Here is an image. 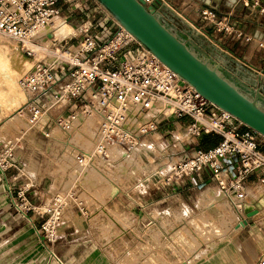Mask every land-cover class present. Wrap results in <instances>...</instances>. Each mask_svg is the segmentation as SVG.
I'll return each mask as SVG.
<instances>
[{"label":"built area","instance_id":"2783aa9c","mask_svg":"<svg viewBox=\"0 0 264 264\" xmlns=\"http://www.w3.org/2000/svg\"><path fill=\"white\" fill-rule=\"evenodd\" d=\"M92 1L94 10L87 13L81 0H0V35L14 40L27 57L40 52L46 56L19 81L25 95L22 112L28 114L31 129L45 139H53L52 132L57 129L69 140L78 121L96 119L98 133L93 150H78L70 140L64 142L78 163L89 166L97 161L107 164L112 146L120 147L122 155H126L142 147L144 141L149 143L150 151L172 135L171 145L160 146L163 148L159 152L165 153L171 167L158 180V187L175 188L208 173L222 199L243 218V206L252 204L248 199L251 186L257 183L264 193V137L205 100ZM154 2L145 0V5L152 6ZM62 6L73 13L80 11L85 22L80 26L71 24V18L62 15ZM260 13L264 15V9ZM57 16L64 17L80 31V36L56 39L46 28ZM199 19L216 31L222 24L209 7L200 9ZM198 30L203 33L200 27ZM49 33L51 39L47 37ZM73 39L81 41L71 46ZM47 41L49 46L45 45ZM79 101L84 104L69 113ZM164 126L174 128L180 138L169 131L161 134ZM209 135L221 141L204 150L201 142ZM1 157H5L4 161L0 159L2 171L15 168L10 147L4 148ZM5 180L8 183L6 176ZM28 191L19 189L17 193L22 205L29 204L25 196ZM13 202L16 205L14 199ZM54 205L60 210L65 202L57 199ZM46 212L53 216L51 224L42 226L41 233L52 231L60 214L53 209ZM49 251L51 258L62 264ZM255 264H264V253Z\"/></svg>","mask_w":264,"mask_h":264},{"label":"rangeland","instance_id":"374dc122","mask_svg":"<svg viewBox=\"0 0 264 264\" xmlns=\"http://www.w3.org/2000/svg\"><path fill=\"white\" fill-rule=\"evenodd\" d=\"M166 20L168 19L166 18ZM71 33L77 34L78 36L76 35V37L80 36V31L79 33L71 31ZM80 41L81 39H73L70 44L72 46L78 44ZM12 42L14 41L9 40L8 37L0 35V48L3 46L1 49L4 48V44H6L5 48L9 47L12 51L16 47L19 52L16 51L18 55L21 58L28 59L32 63V66L37 61L46 58L44 57L45 55H40L41 52L36 56L27 57L20 50V47L17 46V43L14 42L15 45ZM24 71L19 73L16 78V84L19 85L20 79L27 73L26 70ZM1 86H5L7 91ZM0 90L2 91H0V97L2 95L0 100H3L10 92L9 87L6 83L1 82ZM16 91H13L17 97L13 106L11 104L0 106V156L3 155L5 147H10L13 151L12 159L15 167L7 171L0 169V208L5 203H8L11 209L18 211L17 206H19L27 214L26 218L34 219L38 217L39 222L34 229L36 234L33 239H23L20 243L14 245L7 242L11 246L29 247L36 241L39 245H43L45 249L55 253L54 249L56 247L66 249L69 245L74 247L87 245L90 248H95L94 254L91 255L90 264H255L257 262L260 252L264 251V247L261 248V244L264 245L263 211H260L263 212L261 215L249 219L246 228L240 227V229H237L239 224L238 218L242 217L227 201L222 199L215 184L210 180L208 181L209 184L202 185L197 189L189 187V189H186L182 193L170 192L171 195L170 193L166 194L164 199L159 193L160 186L158 187L157 185L158 181L155 182L156 184L152 182L146 186L142 185L141 182L147 180L146 176L151 172L157 171L167 162L168 158L165 153L159 152V150L163 148L160 147L161 145L165 147L168 144H172V135L158 142L155 149L135 152V156H132L133 158H130L129 162L126 161L124 163L122 161V152L120 151V156L119 154L118 156L116 155L115 158L109 160L110 163L95 164L103 171L104 176L93 170L89 165H82L75 161L72 153L71 155L74 159L68 157L64 161L65 167L67 166L66 169L72 172L71 180L77 179L78 174L81 173L83 182L84 180L91 182L97 194H93L92 192L90 194L87 193L86 196L82 195L81 199L77 200V204L72 205L70 202L76 198L73 193L58 194L57 189H53L50 195L54 197V201L49 199L46 205H35L29 195L31 192L30 186L19 183V180L31 171L32 166L30 167V165L32 163L28 162H31L30 156L37 149L35 141L37 132L31 129L26 112L5 123L7 116L12 114L17 107L25 104V95L22 90L19 88V91ZM4 95L6 96L4 97ZM87 98H89V94ZM83 104L82 101H79L77 105H73L69 109V113L77 111V107ZM81 121L87 122L82 130L88 136H76L77 138H74L73 142L77 144L79 141L89 146V150H93V145L89 141L95 131L97 120L86 118ZM244 127L242 129H245ZM167 131L179 137L174 128L164 126L160 132L163 134ZM67 140L68 138H65V141ZM69 140L72 141L73 138L71 137ZM115 151L111 152L112 156ZM0 159L4 161L5 157H1ZM120 162L124 163L123 166L125 168H130L128 173H125L121 166L118 165ZM122 172L125 173L123 174L124 177L121 175ZM5 176L8 179V183L5 180ZM110 180L120 182L124 192L130 195L129 198L121 199L118 203L109 202L106 204L109 200V197L106 195L107 190L113 184L111 182L110 186ZM71 183L72 181L69 185ZM256 184L251 186L249 197L252 195L253 188H256ZM138 185L144 187L140 188ZM19 189H29L25 195L29 204L26 201L25 204L27 205H22L23 203L17 199ZM172 190L174 191V189ZM216 191L219 195L218 200L213 197L212 193ZM146 198L151 200L149 205L144 201ZM13 199L17 202V206L14 204ZM57 199L65 202L64 207L60 210L58 209L59 207H56L57 205H54ZM31 208L34 211L29 210ZM50 209H53L55 213H60L57 218V224L53 227L52 231L49 230V233H41L42 226L45 223L51 224L50 219L53 213L49 214L46 212ZM19 213L22 214L21 212ZM44 213L46 214L42 215ZM63 213L68 215V218L75 217L76 229L71 231L70 228H66L61 236L59 235V228L63 227L64 224L61 218ZM1 233L2 231L0 230V235ZM240 235L243 236L242 239L232 242V238H237ZM44 236H47L48 239H43ZM7 239L1 238L0 244ZM224 250H227L226 256L228 257L225 259L222 258ZM55 255L61 260L56 253ZM14 257V252L8 251L0 255V260L3 262L6 259L8 264H16L14 260H11Z\"/></svg>","mask_w":264,"mask_h":264},{"label":"crops","instance_id":"0c3cea01","mask_svg":"<svg viewBox=\"0 0 264 264\" xmlns=\"http://www.w3.org/2000/svg\"><path fill=\"white\" fill-rule=\"evenodd\" d=\"M165 1L172 7L179 10L182 14L187 16V18H189L188 21H192L195 25L200 27L202 31L208 35L210 40L220 43L234 57L245 62L251 69L256 71L258 74H261L264 79V15L260 13V9H264V0H256L259 1L258 5H255L252 0ZM81 3L82 7L87 13L93 12L95 5L92 1L81 0ZM203 7H209L216 11L218 21L222 22L219 31H216L215 28H207L201 23L199 19V11ZM61 10L62 15L65 17H70L71 24L75 26L85 22L84 15L80 11H75L73 13L71 9H68L66 6H62ZM96 19L101 23L102 18L99 15L96 16ZM181 31V33H184L183 30ZM189 42L197 50L201 52L205 51L202 42L198 39L192 37ZM213 59L219 61L220 57L218 54H214ZM224 70L230 76H233L234 78L243 82V79L240 78L239 75H236L234 71H232L228 66L224 67ZM262 89L264 90V84L262 85ZM262 100L264 101V93ZM86 123V121H78L75 124V129L71 132L73 140H70V142L75 149L85 151L90 149L89 146L84 143H80L78 141L77 144H75L73 142L74 138H77L76 136H88L87 133H83L82 130ZM97 133L98 122L96 121L95 131L89 141V143L93 146L97 137ZM36 135L37 136L35 141L37 149L34 150L30 156L31 162H28L32 163V165H30V167L32 166V168L30 169L31 171L27 173L25 177H21V179L19 180V183L30 186L31 192L29 195L35 205H46L49 199L51 201H54V197H51L50 195V192L53 189H57L58 194L69 192L73 193L76 198L75 200H72L70 202V204L72 205L77 204V200L81 199L82 195L86 196L87 193L90 194L92 192L93 194H97V191H95V187H93V184L91 182H87L85 180L83 182L81 173L78 174L79 176L77 179L71 180L72 172L71 170L66 169L67 166L65 167L64 161L68 157H72L73 159L74 157L71 155L72 153L70 151V148H66L65 146L64 142L65 138H67L66 135L60 133L57 129H54V131L52 132L53 139H45L39 133H37ZM95 164L100 165L101 163L97 161ZM95 164L90 167L103 175V171H101V169H99ZM121 168L125 171V173H128L130 169L128 167L125 168V166H122ZM125 173H121L122 177H124L123 174ZM209 180L210 179L208 173H204L203 176H195L192 179L184 181L181 185L175 188H170L167 185L160 186L159 193L164 199L166 197V194L170 192L182 193L186 189H189V187L197 189L202 185L209 184ZM71 181L72 183L71 185H69ZM111 182L113 183L112 186ZM115 185L118 186V190L120 189V192L117 194L118 196L116 195L114 198L112 196V192L114 188L113 186ZM110 186L111 187L108 189L109 191L107 190L106 193V195L109 197V200L106 202V204L109 202L118 203L119 201H121V199L123 200L124 198H129L130 195L127 192L125 194L120 182H113L110 180ZM172 189H174V191ZM144 201L147 205L151 203V200L149 198L144 199ZM65 213H63L61 217L64 222L63 227L59 228V235L61 236L66 228H70L71 231L76 229L75 217L72 216L71 218H68V215H66ZM243 218L245 219V217ZM244 219L240 218V220L238 221L240 225L242 224ZM38 222V217H35L34 219L26 218L18 211H14L13 209H11L8 203H5V205L0 208V230L2 231L0 239H8L0 244V255L5 254L8 251H13L15 257L11 260H14L16 264H24V262L26 261L28 262H26L25 264H60L55 259L51 258V252L49 250L45 249L43 245H39L36 241L32 246L29 247H23L19 245V247H17L11 246L9 244L13 243L14 245L16 243H20V241L23 239H33L36 234L34 229ZM242 227L246 228V226ZM242 238V235L237 238H232V242H235L238 239ZM261 246V248L264 247L263 244H261ZM54 252L61 258V262L63 264H90V260L92 259L91 255L94 254L95 248H90L87 245L78 247L69 245L66 249H60L59 247H56L54 249ZM263 253L264 251L262 250L259 256H261ZM222 254L223 259L228 258L226 256L227 250H224ZM0 264H8V262L6 259L3 262L2 260H0Z\"/></svg>","mask_w":264,"mask_h":264},{"label":"water","instance_id":"95a60500","mask_svg":"<svg viewBox=\"0 0 264 264\" xmlns=\"http://www.w3.org/2000/svg\"><path fill=\"white\" fill-rule=\"evenodd\" d=\"M94 1L145 50L205 100L264 137V79L261 74L234 57L220 43L210 40L205 32L203 34L198 30L197 25L188 22L187 16L169 6L165 0H155L148 7L145 0ZM47 37L51 39L52 34L49 33ZM192 37L202 42L205 53L192 46L189 42ZM214 54L219 55V61L213 59ZM226 66L243 82L227 74L224 70ZM112 193L115 197L117 190L114 189ZM261 205H264V199L252 205L245 204L243 212L246 218L237 229L247 226L248 219L256 215Z\"/></svg>","mask_w":264,"mask_h":264},{"label":"bare ground","instance_id":"6f19581e","mask_svg":"<svg viewBox=\"0 0 264 264\" xmlns=\"http://www.w3.org/2000/svg\"><path fill=\"white\" fill-rule=\"evenodd\" d=\"M169 4V3H168ZM102 8V7H101ZM173 8V7H172ZM103 9V8H102ZM104 10V9H103ZM105 11V10H104ZM106 12V11H105ZM107 13V12H106ZM107 15L109 16V17H111L108 13H107ZM187 19V18H186ZM187 20H189V19H187ZM189 22V21H188ZM192 25H195L192 21L190 22ZM121 29L124 31V32H126L127 34H129L133 39H135L129 32H127L123 27H121ZM46 30H48V31H52L53 32V34H54V36H55V38L56 39H58V40H61V39H63V38H66V37H68V36H70V35H73V36H76L77 34H73V33H71V31H74V32H76V33H79V31L77 30V29H75L72 25H70L69 23H67L65 20H63V17L62 16H57V17H54L52 20H51V23H50V26L48 27V28H46ZM78 36V35H77ZM9 40H10V38H9ZM12 40V39H11ZM136 40V39H135ZM14 41V40H13ZM15 42V41H14ZM14 42H12V43H14ZM15 44V43H14ZM13 44V45H14ZM5 45L6 44H4V48L3 49H1L3 46H1V50H0V79L2 78L3 79V81H1L0 80V84H1V82L3 83H6V85H8V87H9V94L6 96V95H4V97H5V99H3V100H0V106L2 105V106H4V105H9V104H11L12 106H13V104L15 103V99L17 98L15 95H14V92L16 91V90H18L19 91V88H20V86L18 85V84H16V82H17V80H16V78L18 77V75H19V73L20 72H22V71H24V70H26V72H29L31 69H32V63H30V61L28 60V59H25V58H21V56H19L18 55V50L16 49V47H15V50H10V48L8 47H6L5 48ZM16 45V44H15ZM46 46H49L50 45V42L49 41H47L46 42V44H45ZM18 53H17V52ZM149 52V51H148ZM37 55V54H36ZM35 55V56H36ZM40 55H43L42 53L40 54ZM50 55V54H49ZM44 57H46V56H44ZM29 66V67H28ZM25 72V71H24ZM3 85V84H2ZM19 86V88L17 89V87ZM2 87V86H1ZM3 89H5L6 87L4 86V87H2ZM21 89V88H20ZM6 91H7V89H5ZM22 90V89H21ZM1 91V90H0ZM14 91V92H13ZM2 92V91H1ZM4 92V91H3ZM17 92V91H16ZM18 95V94H17ZM22 96V95H21ZM1 97H2V95H1ZM0 97V98H1ZM22 98V97H21ZM17 101V100H16ZM23 106H19V107H17V109L12 113V114H10L9 116H7V118H6V122L5 123H7V122H10V121H12L13 119H15L18 115H21L23 112H22V110H23V108H22ZM29 136V135H28ZM27 137V136H26ZM25 137V138H26ZM22 142V141H21ZM148 142H144L143 141V146L142 147H140V148H137L136 150H134V152H132V153H129V154H126V155H121V159H122V161L125 163L126 162V160H129L130 158L132 159L133 157L132 156H135L134 154H135V152H138V151H142V150H145V151H147L148 150ZM31 145H33V144H31ZM117 149H119V150H117ZM115 150H117V151H115ZM113 151H115L114 152V155L112 156V153L111 152H113ZM144 151V152H145ZM155 153V152H154ZM118 154H119V156H120V147H118V146H112L111 148H110V156H109V160H112L113 158H115L116 157V155L118 156ZM137 154V153H136ZM162 154V153H161ZM149 157V156H148ZM151 159V158H150ZM109 160H107L108 161V163H110V161ZM107 161H105V162H107ZM101 164L104 162H101V161H99ZM129 162V161H128ZM152 162V161H151ZM124 163H119L118 165L119 166H123L124 165ZM162 165H164V164H162ZM171 164L169 163V162H167L164 166H162L161 168H159L157 171H155V172H151L148 176H146V177H148L147 178V180H144V181H142L141 183H142V185H144V186H146L147 184H149V183H155V182H157L159 179H160V177H162L163 176V174L165 173V170H167V169H169L171 166H170ZM154 169V168H153ZM145 177V178H146ZM156 184V183H155ZM116 186V185H115ZM113 186L114 188H113V190L114 189H116L117 190V194L120 192L119 190H118V186ZM139 186V185H138ZM144 186H139L140 188L141 187H144ZM155 187V186H154ZM137 189V188H136ZM217 189V188H216ZM138 190V189H137ZM141 190V189H140ZM147 191V190H146ZM218 191V190H217ZM217 191L216 192H212L213 193V197H215V199L216 200H218L219 199V195H218V193H217ZM144 192H145V190H144ZM122 193V192H121ZM113 194V193H112ZM126 194V193H125ZM251 196L250 197H248V199H250V203H253V202H255V201H260V200H262V199H264V193H263V191H262V189L261 188H258V187H256V188H253V190H252V192H251ZM118 196V195H117ZM205 196V195H204ZM208 196V195H207ZM115 198V197H114ZM202 202V201H201ZM205 203V202H204ZM210 203V202H209ZM212 203V202H211ZM247 205V204H246ZM250 205V204H249ZM252 205V204H251ZM116 206V205H115ZM229 207V206H228ZM23 208V207H22ZM19 209H21L20 207H19ZM221 209V208H220ZM261 209V210H260ZM23 210V209H22ZM154 211V210H153ZM224 211V210H223ZM260 211H263L264 212V205H261V206H259V208L257 209V213H256V215H254V217H256V216H259V215H261L263 212H260ZM222 213V212H221ZM224 214V213H223ZM222 214V215H223ZM227 214V213H226ZM124 215V214H123ZM228 215H229V213H228ZM230 216V215H229ZM228 216V217H229ZM233 216V215H232ZM214 217V216H213ZM244 217H245V215H244ZM215 218V217H214ZM227 218V217H226ZM246 218V217H245ZM253 218V217H252ZM222 219V218H221ZM241 219H244V218H241ZM204 220V219H203ZM232 220V219H231ZM234 220V219H233ZM238 220H240V217L238 218ZM223 221V220H222ZM226 221V220H225ZM122 222V221H121ZM131 222V221H130ZM230 222V221H229ZM235 222V221H234ZM237 222V221H236ZM198 223V222H197ZM196 223V224H197ZM200 223V222H199ZM221 223V222H220ZM227 223V222H226ZM226 223H225V225H226ZM189 225V224H188ZM212 225V224H211ZM239 225V224H238ZM202 226V225H201ZM219 226H220V224H219ZM222 226V225H221ZM198 227V226H197ZM224 227V226H223ZM226 227V226H225ZM204 228V227H203ZM196 229V228H195ZM201 229V228H200ZM231 229V228H230ZM220 231V230H219ZM218 231V232H219ZM221 232V231H220ZM217 233V232H216ZM219 236V235H218ZM210 239V238H209ZM188 243V242H187ZM204 246V245H203Z\"/></svg>","mask_w":264,"mask_h":264},{"label":"trees","instance_id":"16d2710c","mask_svg":"<svg viewBox=\"0 0 264 264\" xmlns=\"http://www.w3.org/2000/svg\"><path fill=\"white\" fill-rule=\"evenodd\" d=\"M221 141V138L216 135H209L203 138L201 142V148L204 150H209L215 147L219 142Z\"/></svg>","mask_w":264,"mask_h":264}]
</instances>
